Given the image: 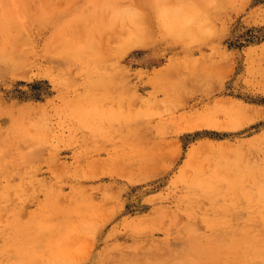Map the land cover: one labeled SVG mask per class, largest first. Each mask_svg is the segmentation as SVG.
I'll return each instance as SVG.
<instances>
[{
    "label": "rangeland",
    "instance_id": "374dc122",
    "mask_svg": "<svg viewBox=\"0 0 264 264\" xmlns=\"http://www.w3.org/2000/svg\"><path fill=\"white\" fill-rule=\"evenodd\" d=\"M85 2L0 0V264H234L200 242L258 207L264 0H149L125 53L113 3Z\"/></svg>",
    "mask_w": 264,
    "mask_h": 264
},
{
    "label": "bare ground",
    "instance_id": "6f19581e",
    "mask_svg": "<svg viewBox=\"0 0 264 264\" xmlns=\"http://www.w3.org/2000/svg\"><path fill=\"white\" fill-rule=\"evenodd\" d=\"M94 2H95V4H96V2H99L100 4L107 5V6H109V8L111 7L110 3H113V6L111 7L112 12H114L115 14L117 13L118 16H115V17L118 18L119 21H114V19H116V18H113L112 20L109 19V23H111L110 21H114L113 24H111V25H113V26L115 25L114 31L116 32L115 33V39L117 41L118 51L125 53V52H128L134 48L144 47L147 44H149V38L147 37V31H145L146 21L147 22L149 21V0H140L138 2L132 3L130 6V7H132L131 9H126L125 6L123 8L122 7L123 4L120 3L119 0H86V2L84 3V7L82 8V12L79 14L77 13L78 15H75L73 17V19L77 20L78 22H81V20H80L81 18H79V17L81 15L85 14V16H87L86 21H89L90 20L89 16H93V14H90V13H93L94 9H95L94 8L95 7ZM100 4L97 3V5H100ZM203 4H204V2H203ZM101 7H103V6L100 5L99 8H101ZM104 8L105 7H103V9ZM111 8H110V10H111ZM86 13H88V15H86ZM101 13H104V12L101 11ZM110 14H111V12H110ZM82 20L85 21L84 19H82ZM102 20H104V18ZM173 20H174V18H173ZM176 20H175V22H176ZM78 22H77V24H78ZM102 22H104V21H102ZM169 22H171L170 25H175L172 23L173 21H169ZM169 22H168V24H169ZM71 24H73V23H71ZM71 24H69L68 26H70ZM63 25H62V27H63ZM68 26H66V27L68 28ZM185 26H187V24ZM83 27H84V25H83ZM171 27H172L171 29L173 30L174 26H171ZM57 28L59 30V28H61V27H57ZM176 28L177 27L174 28L175 31H177ZM72 29L74 30V28H72ZM64 30H65V28H64ZM81 30L82 29L80 27V30H78L79 32H74V31H73L74 33L71 32L73 35L70 39L71 41L69 43V48H70V50H72V52H70V53H72L71 54L72 56L83 55V53H86L87 51H89V49L85 48V46H86V44L89 43L91 37L95 35L94 32L92 31V33H93L92 35H91V33L88 34L89 40H88V37H87V39H85V37L82 36V35H84L85 29H83L82 31ZM54 32H56L57 34L59 33L58 31H54ZM60 34L61 35H59V37L60 36L62 37V31ZM67 35H68V33H67ZM67 35L65 34V36H66L65 39L70 37V35H68L69 37ZM65 36H63L62 39H64ZM54 37L52 38V40L53 39L55 40L57 38V37H55V38ZM59 37H58V40L60 39ZM14 38H17V37H14ZM65 39L63 41L64 43H65V41H67ZM108 39H109V37H108ZM17 40H20V39L17 38ZM17 40H15V41H17ZM58 40H57L56 44H58ZM15 43H17V42H15ZM64 43H62V44H64ZM62 44L59 46L62 47ZM104 44H105V38H104ZM48 46H51V44ZM53 46H54V44H53ZM56 47H57V45H56ZM64 47H65V44H64ZM49 50H51V49L49 48ZM60 50L62 51V48L59 49V47H58L57 51H60ZM53 51H56L55 48ZM67 51H69V50H67ZM96 51H97V49L95 47L91 48L92 54L96 53ZM63 52H65V51H63ZM52 53L54 54V52H52ZM56 54L61 55L62 53L61 54L56 53ZM68 55L69 54H67L66 56H68ZM62 59H63V57H62ZM259 172L261 173V175L263 177L262 182L260 183L262 190H261V193H259V195L257 196L258 207L256 208L254 215L248 221L247 226H245V227H234L231 224L232 219L230 217H226L227 224H226V230L224 232L215 231L210 235H206L205 237H201V239H203L200 242V243H202L200 245L201 247H212V248H214V251H217L218 246L226 245L228 248L227 250H229V251L227 252V257L224 259H227L228 263L231 262L234 264H251V263L264 264V183H263L264 182V164L261 167V169L259 170ZM216 180H217V178L211 174L210 179L204 178L201 181L205 185H211L210 187H212V186H215L217 184ZM230 181H233L234 183H238V182H236L237 177L234 175H232V177L230 176ZM237 188H238V186L231 185L228 192H227L228 199H227L226 205L229 208H231V212L234 211L233 208L237 209L241 205L249 202L248 198L245 201V203L243 201H241V200H243V198H241L242 195L240 192H238ZM217 225L220 227H223L221 225V223H217ZM215 230H218V228H216ZM205 252L206 251L201 250L196 255L199 256L201 254H204ZM211 255H217L218 256L219 253H212ZM188 257H191V256H188Z\"/></svg>",
    "mask_w": 264,
    "mask_h": 264
}]
</instances>
